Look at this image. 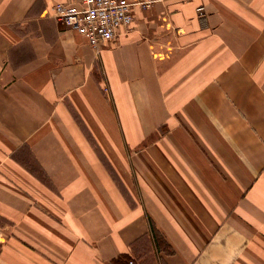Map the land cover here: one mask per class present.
I'll return each mask as SVG.
<instances>
[{"label":"crops","instance_id":"0c3cea01","mask_svg":"<svg viewBox=\"0 0 264 264\" xmlns=\"http://www.w3.org/2000/svg\"><path fill=\"white\" fill-rule=\"evenodd\" d=\"M57 1L0 0V264H264V0Z\"/></svg>","mask_w":264,"mask_h":264},{"label":"built area","instance_id":"2783aa9c","mask_svg":"<svg viewBox=\"0 0 264 264\" xmlns=\"http://www.w3.org/2000/svg\"><path fill=\"white\" fill-rule=\"evenodd\" d=\"M160 0H58L53 15L68 29L86 37L89 44L98 47L114 40L120 29H128L134 20L136 8L147 9ZM204 9H198L202 17ZM131 263V262H130Z\"/></svg>","mask_w":264,"mask_h":264},{"label":"trees","instance_id":"16d2710c","mask_svg":"<svg viewBox=\"0 0 264 264\" xmlns=\"http://www.w3.org/2000/svg\"><path fill=\"white\" fill-rule=\"evenodd\" d=\"M124 259H127V257H123L122 260L120 259V257L117 259V262H122Z\"/></svg>","mask_w":264,"mask_h":264}]
</instances>
